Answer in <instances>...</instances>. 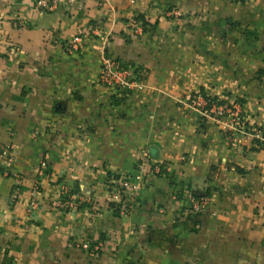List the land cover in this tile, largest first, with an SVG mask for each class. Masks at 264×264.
<instances>
[{"label": "crops", "instance_id": "0c3cea01", "mask_svg": "<svg viewBox=\"0 0 264 264\" xmlns=\"http://www.w3.org/2000/svg\"><path fill=\"white\" fill-rule=\"evenodd\" d=\"M34 1L0 0V264H264V0ZM103 56L142 89L103 84ZM143 150L169 173L139 183Z\"/></svg>", "mask_w": 264, "mask_h": 264}, {"label": "built area", "instance_id": "2783aa9c", "mask_svg": "<svg viewBox=\"0 0 264 264\" xmlns=\"http://www.w3.org/2000/svg\"><path fill=\"white\" fill-rule=\"evenodd\" d=\"M75 0H35L34 9L38 12H47L56 10L59 6L73 4ZM170 12L167 13V16ZM141 30V26H137ZM77 39H75V42ZM99 79L107 87H115L128 90H141L143 87V77L135 69L124 67L120 63L109 57L103 56L99 69ZM207 97V96H206ZM197 93L187 102V106L192 108L200 116L206 119H212L217 122L224 121V127L229 132H240L245 134L242 126V107L237 100H219L207 97ZM10 156L9 147L0 146V160ZM187 158L183 155L179 156L176 164L186 162ZM170 164L160 163L152 160L148 151H141L140 159L137 164V175L139 183H143L144 176L148 171L155 174H167L170 171ZM122 185V184H120ZM123 186V185H122ZM176 197V196H175ZM188 203L187 213H200L207 204L205 197H194L187 194ZM124 211V210H123Z\"/></svg>", "mask_w": 264, "mask_h": 264}, {"label": "trees", "instance_id": "16d2710c", "mask_svg": "<svg viewBox=\"0 0 264 264\" xmlns=\"http://www.w3.org/2000/svg\"><path fill=\"white\" fill-rule=\"evenodd\" d=\"M135 21H139L140 23H141V26H142V28L144 29L145 28V26H147L148 24H147V22H146V20L144 19V17L142 16V15H139V16H137L136 18H135ZM123 66V65H122ZM125 67V66H124ZM201 93V92H200ZM201 94H203V93H201ZM204 95V94H203ZM205 97H206V95H204ZM207 98V97H206ZM213 100V99H212ZM125 176H123V178H124ZM111 178H113V180L114 181H116L117 183H118V185H120V183L122 182V180H123V178H122V175H113V176H111ZM120 189H122V188H120ZM112 208L114 209V212L117 214L118 213V211H119V209H120V204H118V205H114V204H112ZM124 210H126L127 208H126V206L123 208Z\"/></svg>", "mask_w": 264, "mask_h": 264}, {"label": "rangeland", "instance_id": "374dc122", "mask_svg": "<svg viewBox=\"0 0 264 264\" xmlns=\"http://www.w3.org/2000/svg\"><path fill=\"white\" fill-rule=\"evenodd\" d=\"M168 12H169V11H167V12L165 11V15H166V13H168ZM170 13H171V12H170ZM170 16H171V15H170Z\"/></svg>", "mask_w": 264, "mask_h": 264}]
</instances>
